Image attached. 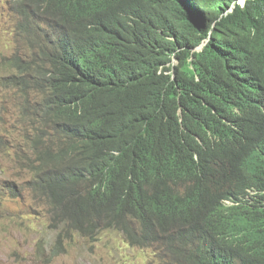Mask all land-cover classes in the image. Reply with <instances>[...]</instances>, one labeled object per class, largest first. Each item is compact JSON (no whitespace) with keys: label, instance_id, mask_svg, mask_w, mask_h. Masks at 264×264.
Instances as JSON below:
<instances>
[{"label":"trees","instance_id":"16d2710c","mask_svg":"<svg viewBox=\"0 0 264 264\" xmlns=\"http://www.w3.org/2000/svg\"><path fill=\"white\" fill-rule=\"evenodd\" d=\"M39 2L17 29H58L50 66L14 55L2 84L36 96L26 186L49 259L113 230L160 264H264V0Z\"/></svg>","mask_w":264,"mask_h":264},{"label":"rangeland","instance_id":"374dc122","mask_svg":"<svg viewBox=\"0 0 264 264\" xmlns=\"http://www.w3.org/2000/svg\"><path fill=\"white\" fill-rule=\"evenodd\" d=\"M5 29L0 26V65L6 57L25 49ZM177 63L173 59V64ZM3 76L0 66V93ZM23 95L21 91H5V99L0 100V264H158L154 249L129 248L116 231L102 232L93 243L72 235L62 242L61 254L49 259L58 232L49 227L46 206L33 202L27 190L21 200L8 193V184L25 188L31 177L26 139L32 127L39 126L32 119L33 102H26L27 109L19 106ZM162 257L167 260L166 254Z\"/></svg>","mask_w":264,"mask_h":264},{"label":"clouds","instance_id":"9594fccd","mask_svg":"<svg viewBox=\"0 0 264 264\" xmlns=\"http://www.w3.org/2000/svg\"><path fill=\"white\" fill-rule=\"evenodd\" d=\"M56 1L57 0H40V2L36 3V4L39 5L40 7H44V9L46 10L48 8L55 6ZM22 20L23 19H22L21 12H20L19 0H0V26L1 27L6 26L5 30L11 31L13 39L15 41H21L25 47V49L20 54H18V56H27V60L30 61L34 58V54H36L37 59L39 60V62L42 65L50 66L49 54L52 52L53 45H54L55 41H57V39H58V34H59L58 29L55 28L56 29V31H55L53 29L54 26H50L49 22L46 23L39 16H33V19H32L33 28H36L37 26L39 27V29L36 31L39 39L36 40L35 39L36 34H33L34 29H31L32 34L30 37H28L26 34H20L18 32L17 26H19V24L22 22ZM14 55H17V54L16 53L11 54L10 56H8V59L6 57L7 62H8L7 65L3 66V63L0 65L2 67V70L4 71V75H5L2 77V82H1L2 88L1 89H2L3 93H0V100L5 99L4 98L5 91H11L12 93H16V92L20 91L17 85H12V84L11 85H3L2 84L9 77H11V78L15 77L16 83L18 82L17 71L11 67V65H12L11 60H12V57ZM23 97L25 98L24 95H23ZM26 98H27V101L31 100L33 102L32 107H33V112H34V109L37 108V103H35L36 96H33V97L27 96ZM20 105H22L24 108H26V106L28 104L24 101V102H20L19 106ZM27 144H28V142H27ZM28 147H29V144H28ZM28 156L30 157V154H28ZM30 167H31V165H30ZM17 188L19 190V194H21V195H19V197H15L12 194V192L15 191ZM24 190H27L29 192L33 202L41 203L43 205V207L46 206L43 201H36L33 199V194L31 191H29L27 189L26 182H25V188H23L20 185L18 187H16L12 184H8V193H10L12 199L21 200L23 197V194H24ZM226 199H231L233 201L234 205H236V206L241 205L246 209L250 205L251 197L246 196V197H239L237 199L230 197V198H226ZM233 203H231L229 200L225 201L226 205L233 204ZM45 211H46V209H45ZM48 221H49V219H48ZM109 231H113V230H107V231H102V232H109ZM101 233H99V235ZM117 233L120 234L119 232H117ZM95 241H93V242H95ZM87 242H89V241H87ZM93 242H90V243H93ZM129 248H131V247H129ZM135 249H137V248H135ZM147 249H154V247L153 248L137 249V250H147ZM157 255L158 254L155 252V249H154V256L156 257L157 263L160 264V261H159V258ZM160 256L163 260H165L162 257L161 252H160Z\"/></svg>","mask_w":264,"mask_h":264},{"label":"bare ground","instance_id":"6f19581e","mask_svg":"<svg viewBox=\"0 0 264 264\" xmlns=\"http://www.w3.org/2000/svg\"><path fill=\"white\" fill-rule=\"evenodd\" d=\"M126 70V69H125Z\"/></svg>","mask_w":264,"mask_h":264}]
</instances>
